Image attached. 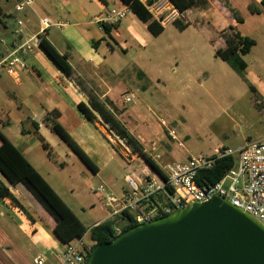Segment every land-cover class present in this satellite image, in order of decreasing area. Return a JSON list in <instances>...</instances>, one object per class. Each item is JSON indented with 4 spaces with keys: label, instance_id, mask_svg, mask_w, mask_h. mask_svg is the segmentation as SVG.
<instances>
[{
    "label": "crops",
    "instance_id": "crops-1",
    "mask_svg": "<svg viewBox=\"0 0 264 264\" xmlns=\"http://www.w3.org/2000/svg\"><path fill=\"white\" fill-rule=\"evenodd\" d=\"M16 1L0 0V57L11 50L15 42L20 45L29 40L31 50L25 58L27 70L20 74L17 82L5 74H0V133L22 153L85 227L75 209H81L82 205L80 199L75 197L78 195H74L77 187L82 186L92 192L91 189L102 186L108 194L119 198L123 194L127 175L149 176L160 183L159 176L142 158L131 151V155L125 157L113 144L107 133L115 139L119 137L109 130V126L93 110L90 98L104 104L110 111L111 107L114 108L117 111V121L143 151L151 159L159 157L155 162L159 167L184 162L193 155L185 146V136L175 131L176 127H180L176 114L165 107L160 114H156L149 105V97L153 98L157 93L158 88L155 85L162 84L166 86L165 89L168 88L174 93L167 97V102L171 100L175 103L182 100L185 94L190 95L176 92L175 85L190 92L188 83H192L201 70L207 71V78L212 79L214 84H218L220 79L216 71L233 72L215 56V52L224 45V30L232 26L238 32L239 24L231 19L228 25L229 15L232 14L229 13V8L223 6L225 0H208L209 7L206 10L186 11L183 14L184 22L189 26L186 20L188 15H193L196 20H206L214 32L213 40L216 44H212L209 38L212 46L193 44L180 50L181 61L176 64L175 77L166 79L155 72V77L149 78V43L153 36L129 9L125 18L111 30L109 37L104 35L101 28V24L111 25L107 17L112 9L127 8L119 0H33L31 7L24 8L19 14L14 11ZM252 2L254 8L261 10L254 16L257 18L258 27L264 32V10L261 9L260 0ZM15 17L24 21L17 36L14 35ZM42 19L48 20L49 26L40 33L39 20ZM162 26L164 29L166 25ZM7 27H10L11 36L8 41L5 40L8 38ZM40 37L59 55L68 57L74 80L61 73L42 51L38 45ZM262 41L260 51L251 57L252 66L247 58L258 43L255 42V46L244 57L247 69L246 82L243 81L252 93L254 110L257 114H263L261 119L264 118V38ZM154 53L159 55L164 51L155 49ZM130 93L134 95V101L125 104L123 97ZM80 104L92 113L93 121H89L79 111ZM53 111L59 114L56 121L91 161L95 173L50 130L44 118ZM213 115L211 110L204 111L202 123L215 121ZM250 118L252 117L246 120L249 127L262 125L257 129L258 132L264 131V120L252 121ZM220 125L224 127L226 123L222 121ZM169 130H174L178 141L183 144L180 150L168 137ZM246 139L245 144L232 149L241 148L251 142L249 138ZM256 139L263 140L264 132ZM41 140L48 145L51 157L43 149ZM220 147L225 146L213 147L212 153ZM0 179L25 210L29 213L35 211L43 216L38 221L32 217L34 221L30 222L8 200L0 199V264H26L24 251L19 248L23 239L24 244L29 243L36 251L32 255V261L36 256H42L46 260L47 255L52 251L56 252L60 247L52 234L53 220L21 184L11 185L3 178ZM43 221L47 223L45 227ZM107 221L111 220L106 212L90 228Z\"/></svg>",
    "mask_w": 264,
    "mask_h": 264
},
{
    "label": "built area",
    "instance_id": "built-area-1",
    "mask_svg": "<svg viewBox=\"0 0 264 264\" xmlns=\"http://www.w3.org/2000/svg\"><path fill=\"white\" fill-rule=\"evenodd\" d=\"M147 1L140 2L161 25L171 24L175 20L185 23L183 14L169 0H154L151 4H147ZM32 3L33 0H17L14 5L15 13L19 14L24 8H30ZM127 13L128 8L112 9L107 21L116 25ZM14 21V35L17 36L24 21L20 17H15ZM39 21L40 33H43L49 23L46 19ZM30 43L29 40L20 45L15 42L13 48L0 57V74L9 76L15 82L19 80L20 74L27 70L25 58L31 50ZM123 101L125 104L132 103L134 95H125ZM168 137L178 148L183 147L174 130L168 131ZM224 158H232L234 166L217 183L198 186V173L211 169L217 161ZM158 159L156 156L152 160L155 163ZM159 168L164 176H159L160 183L149 176L127 175L123 194L119 198L108 194L102 186L91 189L96 198L100 199L110 222H113L115 236L121 233L123 222L126 224L128 216L137 225L147 224L192 204L207 202L213 196L225 198L264 226V139L250 142L238 149L220 147L209 156H190L184 162H174ZM87 235L88 232L67 244H60L56 251L57 264H87L93 246L89 238V241L86 240ZM45 261L44 257L36 256L32 264H45Z\"/></svg>",
    "mask_w": 264,
    "mask_h": 264
},
{
    "label": "rangeland",
    "instance_id": "rangeland-1",
    "mask_svg": "<svg viewBox=\"0 0 264 264\" xmlns=\"http://www.w3.org/2000/svg\"><path fill=\"white\" fill-rule=\"evenodd\" d=\"M223 6L226 9H230V14L234 13L243 20V23L239 24L237 28L238 33L247 37L250 36L249 38L258 43L253 49L252 54L247 58L252 66L251 57L260 51L264 38L263 30L257 25L256 16L250 14L248 11L249 6L253 7V2L252 0H225ZM229 18L228 25L232 21L231 19L234 21L233 15H229ZM186 20L189 22V26L184 31L180 32L174 26L168 24L158 37L150 38L149 78H154L155 72L166 79L175 77L177 75L176 64L181 61L180 50H185L184 48L193 44L205 47L212 46L209 38L212 40V44H216L214 32L208 26L206 20H196L193 15H188ZM9 31L10 27H7L8 38L5 39L6 41L11 38ZM155 49L162 50L164 53L156 55L154 53ZM216 72L218 77H220L218 84H214L212 79L207 78L206 70H201L192 83H188L190 92L183 91L180 85H175L176 92H182L183 95L185 92L190 93L189 96L185 94L182 100L175 103L171 102V100L169 103L167 102V97H171L174 93H171V90L168 88L165 89L166 86L162 84L155 85L158 88L157 93L153 98L149 97V105L154 108L156 114H160L163 111V107L174 111L180 123V127L174 129L177 134L180 133L182 136H185L184 142H187L185 146L193 156L209 155L212 153L213 147L219 145L236 148L245 144L247 142L246 138H249L251 142H256L258 140L256 137L262 136L264 132H258L257 129L261 128L262 125L257 126L255 124L254 128H251L246 122L249 117H252L250 118L252 121L264 120V118L261 119L263 114H257L256 110H254L253 97L248 86L230 70L226 73ZM207 110H211V113L214 114L215 121L205 124L202 123V117L204 111ZM257 110L259 111V109ZM222 121L226 123L224 127L220 125ZM256 129L257 131L254 132ZM164 133L166 134L165 131ZM107 134L125 157L131 155V150L127 149L128 147L121 142V139H115L111 134ZM178 149L180 150V148ZM103 190L106 189L103 188ZM76 194L78 196L75 197L80 199V204H85L84 206L81 205V209L75 207L76 213L82 218L83 224L89 230L94 223L99 222L103 218L106 210L102 207L100 199H97L86 188L82 186L77 187L74 192V195ZM30 213L35 221L40 220L41 217L43 218L42 215L40 216L35 211H31ZM109 224L112 227L114 226L113 222L109 221ZM46 225L47 223L43 221V227ZM19 237L21 238V236ZM88 238L86 237V240ZM24 243L25 240L23 239L20 242L19 248L24 251L26 264H32V255L36 251L32 245ZM56 254L55 251H52V253L47 255L45 264H57Z\"/></svg>",
    "mask_w": 264,
    "mask_h": 264
},
{
    "label": "trees",
    "instance_id": "trees-1",
    "mask_svg": "<svg viewBox=\"0 0 264 264\" xmlns=\"http://www.w3.org/2000/svg\"><path fill=\"white\" fill-rule=\"evenodd\" d=\"M129 11L146 27L149 34L153 37H158L163 32V26L158 23L145 9V6L139 0H119ZM154 0H148L147 4H151ZM171 4L182 14L188 10H206L209 7L208 0H169ZM226 5V4H225ZM261 9L264 10V0H260ZM250 14H259L260 9L248 7ZM237 24L243 23V20L232 13ZM172 25L180 32L184 31L187 23L180 20H175ZM104 35L109 37L112 29L116 25L101 24ZM224 45L215 52V56L223 61L242 81H245V71L247 64L244 57L249 54L255 46V41L249 37L241 36L234 27H227L222 33ZM38 45L47 55L57 69L67 78L74 80V75L68 57L59 55L57 51L42 37L38 40ZM91 107L95 110L101 119L109 126V130L114 132L123 143L131 150L132 154L140 157L147 166L154 171L158 176L164 178L160 168L156 163L143 151L138 142L124 129L119 121L115 118L117 111L111 107L112 111L94 98L89 100ZM107 106H110L106 103ZM79 111L89 121L94 120L92 113L82 104L78 106ZM59 114L56 111L48 113L44 121L48 124L50 130L57 135L67 147L81 160V162L93 173L96 172L91 161L85 156L76 143L70 138L68 133L56 121ZM24 133V132H23ZM0 178H3L11 185L21 184L31 196L43 208L45 213L53 220L54 226L52 234L55 239L63 245L71 242L74 239L84 236L87 232L89 240L92 242V249L99 244L107 243L115 237L113 227L109 221L99 223L89 230L85 228L74 213L66 206V204L56 195L51 187L45 182L40 174L28 163L22 153L15 148L1 133H0ZM44 150L47 151L49 157L51 153L48 145L41 140ZM234 166L232 158H224L216 162L209 170H202L198 173L196 182L198 186L213 185L217 183L224 174ZM0 199L8 200L14 208H17L27 220L33 222L34 219L30 213L18 202V200L10 193L9 189L0 179ZM165 217V216H164ZM126 224L121 228V233L137 226L130 216L127 217Z\"/></svg>",
    "mask_w": 264,
    "mask_h": 264
},
{
    "label": "water",
    "instance_id": "water-1",
    "mask_svg": "<svg viewBox=\"0 0 264 264\" xmlns=\"http://www.w3.org/2000/svg\"><path fill=\"white\" fill-rule=\"evenodd\" d=\"M87 264H264V226L213 196L96 245Z\"/></svg>",
    "mask_w": 264,
    "mask_h": 264
}]
</instances>
